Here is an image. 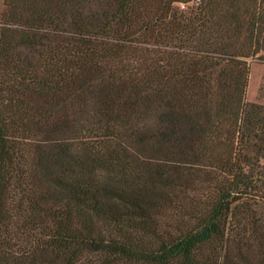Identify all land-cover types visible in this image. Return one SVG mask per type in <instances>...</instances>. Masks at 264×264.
I'll list each match as a JSON object with an SVG mask.
<instances>
[{
	"label": "trees",
	"instance_id": "trees-1",
	"mask_svg": "<svg viewBox=\"0 0 264 264\" xmlns=\"http://www.w3.org/2000/svg\"><path fill=\"white\" fill-rule=\"evenodd\" d=\"M0 264H264V0H1Z\"/></svg>",
	"mask_w": 264,
	"mask_h": 264
},
{
	"label": "rangeland",
	"instance_id": "rangeland-1",
	"mask_svg": "<svg viewBox=\"0 0 264 264\" xmlns=\"http://www.w3.org/2000/svg\"><path fill=\"white\" fill-rule=\"evenodd\" d=\"M2 9L0 0V10ZM245 100L264 105V63L248 60ZM264 164V159L261 160Z\"/></svg>",
	"mask_w": 264,
	"mask_h": 264
}]
</instances>
